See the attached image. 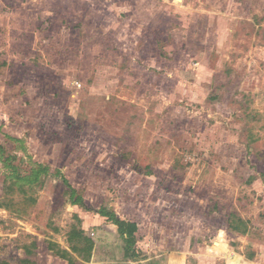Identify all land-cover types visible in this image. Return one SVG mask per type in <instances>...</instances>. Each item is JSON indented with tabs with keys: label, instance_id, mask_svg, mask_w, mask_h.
Masks as SVG:
<instances>
[{
	"label": "rangeland",
	"instance_id": "rangeland-1",
	"mask_svg": "<svg viewBox=\"0 0 264 264\" xmlns=\"http://www.w3.org/2000/svg\"><path fill=\"white\" fill-rule=\"evenodd\" d=\"M0 203V264H264V0H0Z\"/></svg>",
	"mask_w": 264,
	"mask_h": 264
},
{
	"label": "trees",
	"instance_id": "trees-1",
	"mask_svg": "<svg viewBox=\"0 0 264 264\" xmlns=\"http://www.w3.org/2000/svg\"><path fill=\"white\" fill-rule=\"evenodd\" d=\"M21 150L27 153V149L24 147V142H21ZM25 153V154H26ZM15 156H10L4 162L6 168L11 169V175L14 177H19V168L14 165V161H16ZM52 171L51 168L45 165H41L40 169L35 172L33 175L26 176L24 181H26L30 185H43L46 181L47 177L55 176L57 178H61L63 182L69 186L71 190V201L74 205H78L81 207H86L85 202L81 196L78 195L77 191L73 189L72 185H70L69 181L62 176L61 171H56L55 175H51ZM0 207H3L2 203H0ZM102 215L106 216L108 219H111L117 226L120 233V237L122 238L124 245H125V257L128 259L137 260L139 258V254L136 250L132 249L135 242V237L139 231L138 226L136 223L131 222H120L117 220V217L114 213H105V211L101 213ZM70 238L74 241L77 240L83 243L84 246L80 248L79 246H74L72 252L63 249L58 244H49V249L51 252H54L55 256L60 258L61 260H65L68 262H73L74 257L73 254L82 252L84 255L88 256L87 260H90L93 250V241L87 237L81 230L73 229Z\"/></svg>",
	"mask_w": 264,
	"mask_h": 264
}]
</instances>
